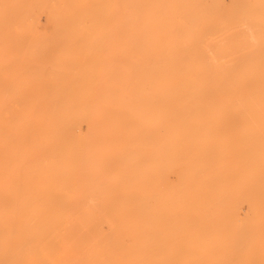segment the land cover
<instances>
[{
    "label": "rangeland",
    "instance_id": "1",
    "mask_svg": "<svg viewBox=\"0 0 264 264\" xmlns=\"http://www.w3.org/2000/svg\"><path fill=\"white\" fill-rule=\"evenodd\" d=\"M262 219L264 0H0V264H264Z\"/></svg>",
    "mask_w": 264,
    "mask_h": 264
},
{
    "label": "bare ground",
    "instance_id": "2",
    "mask_svg": "<svg viewBox=\"0 0 264 264\" xmlns=\"http://www.w3.org/2000/svg\"><path fill=\"white\" fill-rule=\"evenodd\" d=\"M258 108V107H257ZM71 118V117H70ZM73 121V120H72ZM60 128V127H59ZM58 128V129H59ZM61 129V128H60ZM56 133H57V131H56ZM50 139V138H49ZM137 141V140H136ZM136 143V142H135ZM51 144V143H50ZM49 145V144H48ZM125 146V145H124ZM133 148V147H132ZM130 149V148H129ZM130 150H132V149H130ZM123 151V150H122ZM124 151H125V148H124ZM128 153V152H127ZM124 154V153H123ZM119 158H121V157H119ZM120 160V159H119ZM124 163V162H123ZM115 167V166H114ZM112 171V170H111ZM10 175V174H9ZM104 179V178H103ZM97 182V181H96ZM98 187V186H97ZM94 188V187H93ZM96 188V187H95ZM94 188V189H95ZM92 189V188H91ZM92 193V192H91ZM95 193V192H94ZM101 194V193H100ZM91 196H93L92 194H91ZM74 197V196H73ZM90 197V196H89ZM75 198V197H74ZM96 198V197H95ZM67 201V200H66ZM69 202V201H68ZM98 203V202H97ZM61 204V203H60ZM63 204V203H62ZM59 207V206H58ZM58 207H56V208H58ZM57 210V209H56ZM53 211V210H52ZM51 211V212H52ZM53 212H55V211H53ZM52 215V214H51ZM47 218V217H46ZM45 220V219H44ZM54 220V219H53ZM262 220H264V219H262ZM45 221H47V219L45 220ZM34 223H35V221H34ZM45 223V222H44ZM42 224L43 223H40L39 225H40V227L42 226ZM60 225V224H59ZM46 234H47V232H46ZM70 235V234H69ZM68 240V239H67ZM246 242V241H245ZM91 249H93V248H90L89 250H91ZM114 251V250H113ZM45 258V257H44ZM47 258V257H46ZM127 258V257H126ZM140 260V259H139ZM76 262V261H75ZM133 263V262H132ZM74 264V263H73ZM78 264V263H77Z\"/></svg>",
    "mask_w": 264,
    "mask_h": 264
}]
</instances>
